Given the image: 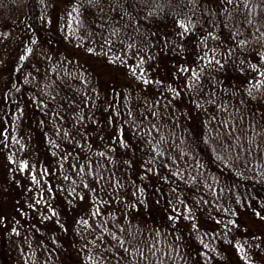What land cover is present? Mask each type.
I'll use <instances>...</instances> for the list:
<instances>
[{
	"label": "trees",
	"instance_id": "obj_1",
	"mask_svg": "<svg viewBox=\"0 0 264 264\" xmlns=\"http://www.w3.org/2000/svg\"><path fill=\"white\" fill-rule=\"evenodd\" d=\"M262 73L264 0H0V264H264Z\"/></svg>",
	"mask_w": 264,
	"mask_h": 264
},
{
	"label": "rangeland",
	"instance_id": "obj_2",
	"mask_svg": "<svg viewBox=\"0 0 264 264\" xmlns=\"http://www.w3.org/2000/svg\"><path fill=\"white\" fill-rule=\"evenodd\" d=\"M18 46H21V44L18 45ZM11 166L12 165L8 161L7 158L0 162V169H1L0 170V216H1L0 217V224H5L8 221V219H9V210H8V208H10V197H11L9 194L12 193V192L11 193L9 192V183H10L9 173H10ZM17 176L21 180L23 179V181L25 182V183H23V182L20 181L21 182L20 184L22 186V189L25 192H26V189H28V197L29 198H32V197L34 198L33 193L30 192L31 191L30 190L31 186H30V182L28 183L27 178H25L24 175L21 172H19L17 174ZM13 189H14V192H16V194H17L15 186H14ZM8 196H9V198H8ZM18 214L19 215H17V216H23V212L22 211H20ZM262 259H264V258H262Z\"/></svg>",
	"mask_w": 264,
	"mask_h": 264
},
{
	"label": "snow or ice",
	"instance_id": "obj_3",
	"mask_svg": "<svg viewBox=\"0 0 264 264\" xmlns=\"http://www.w3.org/2000/svg\"><path fill=\"white\" fill-rule=\"evenodd\" d=\"M89 2H90V3H94V2H96V0H89ZM227 2H228V3H231L232 0H227ZM73 10L76 11L75 8H74ZM179 27H181V28L183 29V33H187V32L189 31L188 26H187L183 21H180V22H179ZM183 33H181V35H183ZM33 43H35V41H33ZM242 43H243V42H242ZM29 51H31V50L29 49ZM90 51H91V49H90ZM22 59H23V57H22ZM215 62H216L217 64H220V61H219V60H217V61H215ZM209 63H211V61H209ZM220 67H223V65L220 64ZM185 71H188V69H185ZM262 75H264V73H262ZM144 82H145V83H148L149 81L145 80ZM101 155H103V153H101ZM26 167H27L26 164L22 165V170H23V168H26ZM33 179H35V178L33 177ZM169 219H173V217H169ZM121 231H123V229H121ZM122 243H123V242H122Z\"/></svg>",
	"mask_w": 264,
	"mask_h": 264
}]
</instances>
